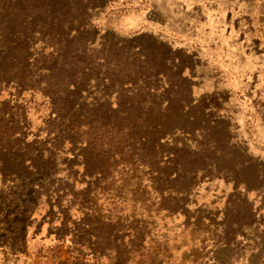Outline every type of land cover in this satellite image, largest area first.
Listing matches in <instances>:
<instances>
[{"label": "rangeland", "instance_id": "1", "mask_svg": "<svg viewBox=\"0 0 264 264\" xmlns=\"http://www.w3.org/2000/svg\"><path fill=\"white\" fill-rule=\"evenodd\" d=\"M89 3L5 0L0 264H264V0Z\"/></svg>", "mask_w": 264, "mask_h": 264}, {"label": "trees", "instance_id": "2", "mask_svg": "<svg viewBox=\"0 0 264 264\" xmlns=\"http://www.w3.org/2000/svg\"><path fill=\"white\" fill-rule=\"evenodd\" d=\"M52 1V0H50ZM55 2H59L60 0H54ZM90 0H76L77 4H83V11L84 9L87 10L88 6L91 4L89 3ZM94 4H92L93 6ZM4 6H5V0H0V19H2V16L4 14ZM86 13V11H85ZM87 27V24H83L79 26L77 30H84ZM4 33L0 32V54L2 53V48L5 43L4 41ZM75 36V35H74ZM10 48L6 49V54H10L9 51ZM5 56L0 58V68L1 65L5 63ZM79 58L76 59L73 55L69 54H60V56H56L53 58L51 65L47 66L46 69H42L41 72H43V78L45 77L47 80L39 83L41 86H33V89H40L44 96L47 98V100L50 102V104H55V100L58 97L59 94H63L68 97H72V95L69 96V93H75L78 95L80 94L81 90V82H83V73L81 71H76V61ZM88 61V60H87ZM58 63V67H56ZM90 64V62H87ZM84 69V68H83ZM43 70H46L45 72ZM86 70H90L86 68ZM80 74V75H78ZM42 76H39V79L42 78ZM56 78L53 82V84L50 82L51 79ZM72 81V82H70ZM50 82L52 85H50ZM70 83H73V90L68 91V86L71 85ZM137 140H141L143 144L149 143L147 141L146 136H140L137 138ZM16 147V148H14ZM20 149V145L10 140L9 137H7L6 131H5V125L0 124V174L2 176L15 173L19 170L20 167L28 160L27 158H24L22 156L23 154H20L18 150ZM22 156V157H21ZM33 162H37L36 159L31 158ZM39 159V156L38 158ZM31 161V160H30ZM33 164L29 162V167H31ZM33 167V166H32ZM26 168V167H25ZM126 254H123V251H120L116 255V263L115 264H128V258L125 256Z\"/></svg>", "mask_w": 264, "mask_h": 264}]
</instances>
